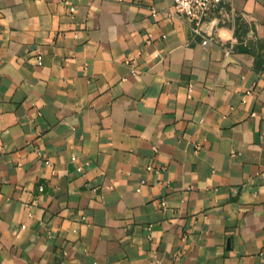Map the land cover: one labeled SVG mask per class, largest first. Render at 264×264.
<instances>
[{"label":"crops","instance_id":"1","mask_svg":"<svg viewBox=\"0 0 264 264\" xmlns=\"http://www.w3.org/2000/svg\"><path fill=\"white\" fill-rule=\"evenodd\" d=\"M172 1L0 0V264H264V0Z\"/></svg>","mask_w":264,"mask_h":264},{"label":"built area","instance_id":"2","mask_svg":"<svg viewBox=\"0 0 264 264\" xmlns=\"http://www.w3.org/2000/svg\"><path fill=\"white\" fill-rule=\"evenodd\" d=\"M233 12L232 0H173L172 6L165 13L171 20L184 19L191 34L198 36L200 43L206 46L213 42L214 28L225 22V15ZM224 52L230 54L231 47L226 48ZM131 72H134V69H131Z\"/></svg>","mask_w":264,"mask_h":264}]
</instances>
